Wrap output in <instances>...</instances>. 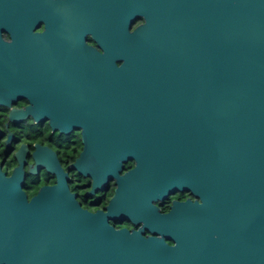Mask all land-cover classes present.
Returning a JSON list of instances; mask_svg holds the SVG:
<instances>
[{
	"label": "water",
	"instance_id": "obj_1",
	"mask_svg": "<svg viewBox=\"0 0 264 264\" xmlns=\"http://www.w3.org/2000/svg\"><path fill=\"white\" fill-rule=\"evenodd\" d=\"M41 1L29 0L33 25L42 20ZM78 11L81 23L107 34L104 52L91 57L93 99L77 110L80 159L116 176L135 158V169L121 178L188 185L208 205L205 223L182 231L175 220L172 247L142 242L82 210L79 264H226L230 251L217 240L222 201L264 208V0H79ZM138 17L143 23L131 30ZM43 36H30L28 57H0V78L12 77L13 61L26 64L19 69L28 79L41 78L50 62ZM1 52L22 53L23 46L5 44ZM26 155L23 145L10 175L0 165V264L11 263L15 241L28 245L19 231L28 228V216L43 220L38 197L28 209L21 195ZM257 223L247 255L264 264V220ZM245 261L242 253L235 264Z\"/></svg>",
	"mask_w": 264,
	"mask_h": 264
},
{
	"label": "flooded vegetation",
	"instance_id": "obj_2",
	"mask_svg": "<svg viewBox=\"0 0 264 264\" xmlns=\"http://www.w3.org/2000/svg\"><path fill=\"white\" fill-rule=\"evenodd\" d=\"M78 1L42 0V20L33 25L28 22L29 0H0V57H28L30 36L43 33V57L50 61L41 78L28 79V71L19 69L26 64L17 61L12 77L0 78V165L10 175L17 166L16 152L27 147L21 195L28 209L38 197L44 211L40 224L28 216V228L19 230L28 234V245L15 241L10 264H79L82 210L100 213L116 230L138 233L142 242L159 240L167 247L175 245L171 230L176 219L186 231L208 217L207 200L188 185H147L134 175L121 178L135 169V158L124 161L116 176L107 165L80 159L84 143L77 110L93 99L91 57L104 52L101 41L107 34H95L92 23L80 22ZM142 23L141 17L134 19L131 30ZM5 44L23 46V52L5 55ZM252 203L222 201L217 240L223 252L230 251L226 264H235L242 253L245 264H251L247 253L253 249L257 221L264 220V208Z\"/></svg>",
	"mask_w": 264,
	"mask_h": 264
},
{
	"label": "trees",
	"instance_id": "obj_3",
	"mask_svg": "<svg viewBox=\"0 0 264 264\" xmlns=\"http://www.w3.org/2000/svg\"><path fill=\"white\" fill-rule=\"evenodd\" d=\"M12 166H13V162H11V163L8 164V168H9V169H11Z\"/></svg>",
	"mask_w": 264,
	"mask_h": 264
}]
</instances>
